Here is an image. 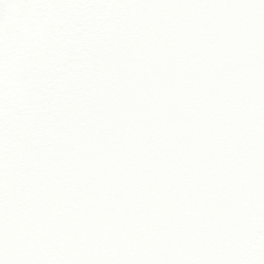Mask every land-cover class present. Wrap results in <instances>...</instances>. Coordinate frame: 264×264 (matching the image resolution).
Returning a JSON list of instances; mask_svg holds the SVG:
<instances>
[{
	"label": "snow or ice",
	"instance_id": "6c2138e0",
	"mask_svg": "<svg viewBox=\"0 0 264 264\" xmlns=\"http://www.w3.org/2000/svg\"><path fill=\"white\" fill-rule=\"evenodd\" d=\"M0 264H264V0H0Z\"/></svg>",
	"mask_w": 264,
	"mask_h": 264
}]
</instances>
